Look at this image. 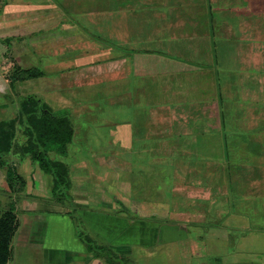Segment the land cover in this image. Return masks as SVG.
Returning a JSON list of instances; mask_svg holds the SVG:
<instances>
[{
  "label": "crops",
  "instance_id": "crops-1",
  "mask_svg": "<svg viewBox=\"0 0 264 264\" xmlns=\"http://www.w3.org/2000/svg\"><path fill=\"white\" fill-rule=\"evenodd\" d=\"M10 5L20 6L11 18L15 11L24 14L6 27V10L0 11V40L18 36L10 41L13 61L6 81L16 75L12 84L19 95H33L53 114L69 116L73 132L65 152L47 154L63 163L65 191L73 189L76 211L54 197V177L24 150L26 138L15 147L13 137L11 153H22L23 162L14 168L23 187L16 192V225L5 264H107L105 255L95 256L87 247L78 221L82 235L138 264H199L195 258L208 254L223 264H264V0ZM39 7L42 14L34 17ZM20 69L39 75L19 78ZM2 92L0 86V120H9L19 106L2 102ZM100 99L113 106L118 127L110 142L121 147L93 156L95 178L101 171L121 173L112 196L104 198L99 188H84L83 176L72 180L68 164L50 156L67 154L82 134L78 120L97 114ZM119 106L121 117L114 114ZM133 147L147 155L137 149L139 157L132 158ZM136 162L141 181L134 183ZM35 163L46 176L33 172ZM3 171L0 189L5 183L10 191ZM115 200L123 212L113 211ZM146 210L152 214L146 216ZM161 210L167 215L156 214ZM93 227L115 235L105 239Z\"/></svg>",
  "mask_w": 264,
  "mask_h": 264
},
{
  "label": "rangeland",
  "instance_id": "rangeland-1",
  "mask_svg": "<svg viewBox=\"0 0 264 264\" xmlns=\"http://www.w3.org/2000/svg\"><path fill=\"white\" fill-rule=\"evenodd\" d=\"M2 1L3 0H0V11L3 8L4 10H6V12H5L4 21H3L4 23L3 22H1V23H3L4 26L9 27V25L16 20V16H21V14H22L21 12L15 11L14 12L15 14L12 15L15 17L11 18L10 12L11 11L13 12V10L20 7V6L15 5V4H19L21 6H30V5L39 6L41 4L43 5L46 0H4V2H2ZM10 4H14L15 6L10 5ZM43 7H46V6H43ZM41 10H42V8H40L39 10H34V14H35L34 17L36 15H41L42 14ZM18 19H20V18H18ZM0 20H2V18H0ZM23 20H25L24 17H23ZM69 20H71V19L69 18ZM21 25H25V22L23 21ZM17 38H18V36H16V37L14 36V38H7L3 41L0 40V79H1V85L0 86H1V90L3 91L2 93L4 94L3 97L1 98V101L6 102L8 100L9 104L13 105V106H11V108L12 107L16 108V106H18L19 98L21 96H23V95H19V93H17L15 91L13 85L11 86L6 81L8 70L9 69L11 70L12 61H13L12 57H11V53L13 50L10 51V49H9V46L11 45L10 41L15 42L17 40ZM72 50L74 51L75 49H72ZM20 51H22V50L20 49ZM73 51H65V52L69 55L70 52L74 54ZM22 52H24V51H22ZM102 100L103 99H100L98 101L99 106H98V113L97 114H95L93 116V113H92L91 115H89L87 117H82V119L78 120L79 123L81 124V127H82V134L81 135L79 134L77 136L78 138L72 140V142L68 148L67 154L66 155H57V154L51 153L50 156L52 158H55V159H60V160L66 162L68 164V166L70 168L69 170H70V176H71L72 180L74 179V177L76 175L83 176L81 179V182L83 183L84 188H86L87 190H89V188H92V190H93V188H94V190L99 188V190L98 189L97 190L99 191V193L102 194V196L104 198V196L105 197H107V196L111 197L112 196V194L114 193V188H115L114 184L116 185V183H117V185H118V183H120V181H121V179H119L121 173L120 174L116 173V175H113L111 172H109V174L107 173V175L106 174L103 175L104 172L101 171L100 173H98L99 175H97V176H101V175L102 176L99 178H97V177L95 178L96 174H94V172H93V160L92 159H93V156L95 154H99V153L103 152V150H109V149L121 150V147L118 143H113V146H112V143L110 142L111 141V135H110L111 130H116L118 127L117 126L118 123H116V121H115L116 117H113V115H112L113 114V108H112L113 106L107 108L106 105L104 104V101H102ZM242 102L244 103V105H246L245 101H242ZM257 104H261V102L258 101ZM114 108H115L114 114H116L117 111H119V114H117L115 116H119V117L123 116V111H122L123 107L119 106V107H114ZM112 121H115V123L112 124ZM23 134H24L23 128L20 126H19V129L17 131H14L13 137H14V140L16 139L15 145H14L15 147H18L20 145V143L22 141H24L23 138H26V137H24ZM137 145H138V143H137ZM12 146L13 145H11L9 147L8 151L5 153V158L8 162V164L15 167V164L18 165L17 161L19 163H22L23 159H22V153H20V151L17 152L18 154L16 153L13 156V154L11 153V150L13 148ZM137 149L142 150L143 155L147 152L146 149H144L143 147H133V150L130 151V153H129V154H131L132 158L139 157L137 155ZM146 155H147V153H146ZM136 164L139 165L138 162L132 164L133 165L132 166V172L133 173L131 172L132 175L133 174L137 175V177L133 179L134 183L141 181V179L138 177V174H139L138 171L135 170ZM166 166H167V164L165 163V167ZM36 167H38V166L35 163V165L33 167V170H34L33 172H36V170H37V172L39 171V173H43L42 171L40 172V170H38V168H36ZM3 169H0V182L2 180H4ZM29 169L31 170V167H29ZM30 170H29V172H31ZM29 174L30 175H26V180L28 181V185H30V188L32 189V187L34 186L33 185L34 183H32V182L30 183L29 180H30V178L31 179L34 178V174L32 172ZM43 175H45V174L43 173ZM115 176L119 177V178L116 179ZM1 187H2V189H0V192H1L0 193V202H1V204L4 201H6L5 205H4V207H5L9 200L16 202V200H17L16 198L18 197L19 194L15 193L13 191H9V190H8L9 191L8 192L6 189L5 183H2ZM164 188L165 187H163V189ZM27 190H29V186H28ZM72 190L73 189L70 190V194H69L64 189L63 190L64 192L59 194L57 199L58 200L59 199L64 200L63 203L65 202L66 205H69V203L71 202V205H70L72 208L71 210L76 211V209L73 208V206H72V202L74 203L73 199L75 197V195L73 193H71ZM31 192H33V191H31ZM29 195H31V193ZM40 195L43 197H46L47 193L45 192V189H43L41 191ZM117 196L121 198V194H118ZM22 197H23V195H22ZM79 197H82V198L84 197V199L87 198V196H84V195L79 196ZM115 201H116V204L115 205L113 204L115 210H113L112 206H110L108 210L109 211L113 210L115 213H118L120 210L122 211V209H121L122 205H121L120 200H115ZM21 202L22 201L20 200L19 203H21ZM1 206L2 205H0V213L2 211ZM94 206L99 207L100 203H98V202L94 203ZM19 208H20V206H18V209ZM156 212H157L156 213L157 215H162V216L167 215V211H165V210L156 211ZM144 213L146 214V216H148L149 214H152V210H146V212H144ZM78 224H79V229H78L79 233H81V232L86 233V231L84 229L81 230V232H80V229H81L80 221H78ZM114 225H116V224H114ZM105 227H107V226H105ZM193 228L194 229L196 228L199 232H200V229H202V227H198V226L193 227ZM93 231L98 232L99 236L103 237L105 239L107 238L108 235L109 236L115 235L112 231L111 232L107 231V229L96 230L93 227ZM192 233H193V231H191L190 234L192 235ZM134 234H135V231L132 232V234L130 236H134ZM237 235L238 234H235V236L233 238V239H235V242L237 241V238H235ZM189 243H193V242H189ZM232 246H233L232 244L228 245L229 250L233 248ZM110 250L112 252V255H113L112 258L113 259L119 258V261L123 262V264H125V262L127 264H138V261H136L133 256H130V257L127 255L126 256H120V255H118L117 252L114 251L113 248H110ZM220 254H222V253H220ZM248 254L250 256H252V255L256 256V254L258 256L262 255V253H248ZM190 259H192V258H190ZM220 260H221V258H218L217 255H215V257H214L213 254H208L204 258H202L201 256H198L197 258H195V261L200 262L199 264H223L222 260H221V262H220ZM193 261H194V259H193ZM193 261L191 260V262H193ZM225 261L228 262V261H230V259L225 260ZM107 264H109V263L107 262ZM111 264H115V263H111ZM116 264H122V263L118 262Z\"/></svg>",
  "mask_w": 264,
  "mask_h": 264
},
{
  "label": "trees",
  "instance_id": "trees-1",
  "mask_svg": "<svg viewBox=\"0 0 264 264\" xmlns=\"http://www.w3.org/2000/svg\"><path fill=\"white\" fill-rule=\"evenodd\" d=\"M18 74L19 78H24L37 76L39 72L20 69ZM15 77L16 75L10 77L11 86ZM18 106L19 113L16 117L0 120V168H5V180L10 191L15 193L23 187V180L5 158V153L11 146L16 125L20 124L26 137L23 144L24 150L43 171L53 175L52 191L54 197L58 198L68 186L66 169L62 162L50 159L47 152L50 150L65 152L66 144L71 140L73 132L70 118L67 114H53L47 104L33 95L21 96ZM15 218V205L9 200L0 213V264H5L10 255L9 246L16 225ZM80 234L95 256L105 255L109 264L118 262L123 264L119 258H112L109 246L97 243L87 234Z\"/></svg>",
  "mask_w": 264,
  "mask_h": 264
}]
</instances>
